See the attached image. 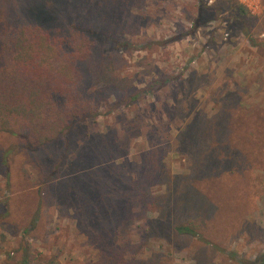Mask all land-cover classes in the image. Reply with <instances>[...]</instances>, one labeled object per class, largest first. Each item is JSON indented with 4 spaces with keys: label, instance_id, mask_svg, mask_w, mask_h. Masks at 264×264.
Wrapping results in <instances>:
<instances>
[{
    "label": "rangeland",
    "instance_id": "obj_1",
    "mask_svg": "<svg viewBox=\"0 0 264 264\" xmlns=\"http://www.w3.org/2000/svg\"><path fill=\"white\" fill-rule=\"evenodd\" d=\"M254 1L243 19L241 0L3 1L0 64L21 26L83 32L96 87L111 94L67 151L0 134V264L29 254L30 264H264V0ZM202 3L220 5L212 20ZM226 118L217 146L210 127Z\"/></svg>",
    "mask_w": 264,
    "mask_h": 264
},
{
    "label": "trees",
    "instance_id": "obj_2",
    "mask_svg": "<svg viewBox=\"0 0 264 264\" xmlns=\"http://www.w3.org/2000/svg\"><path fill=\"white\" fill-rule=\"evenodd\" d=\"M3 1L6 3L7 0H0V20L6 12ZM219 9V4L210 8L202 3L200 10L205 11L208 21L213 19L211 14ZM234 9L239 19L251 17L242 4L235 2ZM202 24L199 18L191 31ZM93 45L90 35L83 32L70 39H56L39 27L16 28L8 38V60L0 64V134H7L32 151L59 141L66 151L69 150L75 128L93 119L98 113L99 103L111 94L110 86L96 87L98 74L91 69ZM118 88L113 90L117 96L121 91ZM139 95V92L131 94L130 101ZM210 128L214 142L221 146L223 136L227 140L230 131L227 118L219 128L213 125ZM13 148L2 152L4 161L7 162ZM155 168L161 169V166ZM52 175L49 174L50 177ZM154 175L155 172L153 175L148 172L146 178H155ZM141 183L142 180H138L134 185L142 190L145 187ZM140 200L144 202L143 197ZM175 231L178 234H196L186 224L177 225ZM30 262L29 254L20 264Z\"/></svg>",
    "mask_w": 264,
    "mask_h": 264
},
{
    "label": "built area",
    "instance_id": "obj_3",
    "mask_svg": "<svg viewBox=\"0 0 264 264\" xmlns=\"http://www.w3.org/2000/svg\"><path fill=\"white\" fill-rule=\"evenodd\" d=\"M241 2H242V5H244L246 8H248L253 13L256 11L257 4L255 3L254 0H241Z\"/></svg>",
    "mask_w": 264,
    "mask_h": 264
}]
</instances>
